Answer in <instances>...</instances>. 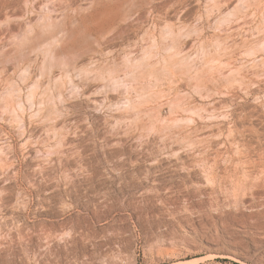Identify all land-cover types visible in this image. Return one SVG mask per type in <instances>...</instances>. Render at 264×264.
<instances>
[{
  "label": "rangeland",
  "instance_id": "rangeland-1",
  "mask_svg": "<svg viewBox=\"0 0 264 264\" xmlns=\"http://www.w3.org/2000/svg\"><path fill=\"white\" fill-rule=\"evenodd\" d=\"M0 264H264V0H0Z\"/></svg>",
  "mask_w": 264,
  "mask_h": 264
}]
</instances>
